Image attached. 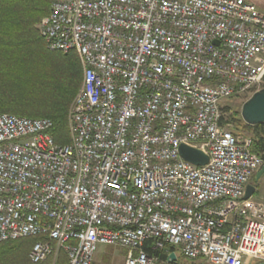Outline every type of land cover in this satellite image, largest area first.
Segmentation results:
<instances>
[{"label": "built area", "instance_id": "built-area-1", "mask_svg": "<svg viewBox=\"0 0 264 264\" xmlns=\"http://www.w3.org/2000/svg\"><path fill=\"white\" fill-rule=\"evenodd\" d=\"M50 52L86 51L89 74L54 123L0 113V244L36 239L32 264H125L152 251L208 264L264 263V203L244 200L263 166L222 108L264 88V14L246 0H55ZM182 145L210 160L186 162ZM178 260V257H177ZM172 264V263H170Z\"/></svg>", "mask_w": 264, "mask_h": 264}, {"label": "trees", "instance_id": "trees-1", "mask_svg": "<svg viewBox=\"0 0 264 264\" xmlns=\"http://www.w3.org/2000/svg\"><path fill=\"white\" fill-rule=\"evenodd\" d=\"M53 1L0 0V113L50 119L56 142L68 144V111L82 86L84 71L77 53L50 52L41 36L39 26L50 15ZM222 111L221 124L232 125L235 134H248L252 153L264 160V124H246L230 105ZM35 242L29 238L1 243L0 264H32L29 253ZM167 249L177 253L175 247ZM149 252L167 263L166 252ZM42 264H52V259ZM58 264H66L64 256Z\"/></svg>", "mask_w": 264, "mask_h": 264}, {"label": "water", "instance_id": "water-1", "mask_svg": "<svg viewBox=\"0 0 264 264\" xmlns=\"http://www.w3.org/2000/svg\"><path fill=\"white\" fill-rule=\"evenodd\" d=\"M243 121L251 126L264 124V88L254 93L243 105L241 109ZM180 155L183 160L195 166L203 167L209 163V156L203 151L191 148L186 145L180 147ZM264 176V164L256 173V181L258 182ZM256 193V187L252 184L246 188L244 200H250ZM177 262L175 253L170 256V263ZM264 264V263H259Z\"/></svg>", "mask_w": 264, "mask_h": 264}, {"label": "rangeland", "instance_id": "rangeland-1", "mask_svg": "<svg viewBox=\"0 0 264 264\" xmlns=\"http://www.w3.org/2000/svg\"><path fill=\"white\" fill-rule=\"evenodd\" d=\"M246 1L249 3L255 4L258 7V9L264 14V0H246ZM42 23L39 26V30L41 29ZM250 97H251V95L247 96V98L245 97L242 99H233L229 102H226L225 105H230L234 112H240L241 113L242 105ZM71 106H72V104H71ZM71 106H70L69 111H68V119H69V113L71 110ZM231 128H233L232 125H231ZM69 135H70V133H69ZM251 184L256 187V193L252 197V199L256 202L264 203V177H261V179L258 182L256 181V177L253 178L251 181ZM175 248H176L177 257H178V260L176 262L177 264H208L204 260H197V261L186 260L181 255L180 248L179 247H175ZM127 257H128V251L125 249H121L118 247L102 246V247H100L99 251L95 255L94 264H125ZM157 264H170V263H160L159 262ZM252 264H256V262H252Z\"/></svg>", "mask_w": 264, "mask_h": 264}, {"label": "bare ground", "instance_id": "bare-ground-1", "mask_svg": "<svg viewBox=\"0 0 264 264\" xmlns=\"http://www.w3.org/2000/svg\"><path fill=\"white\" fill-rule=\"evenodd\" d=\"M76 53L79 55L80 60L82 62L83 71H84L83 74H89V60H86V51L76 50ZM247 96H249V95H247Z\"/></svg>", "mask_w": 264, "mask_h": 264}, {"label": "crops", "instance_id": "crops-1", "mask_svg": "<svg viewBox=\"0 0 264 264\" xmlns=\"http://www.w3.org/2000/svg\"><path fill=\"white\" fill-rule=\"evenodd\" d=\"M264 177V176H263Z\"/></svg>", "mask_w": 264, "mask_h": 264}]
</instances>
